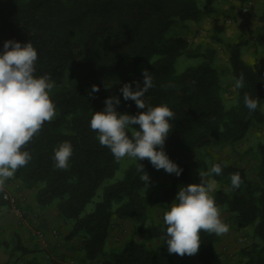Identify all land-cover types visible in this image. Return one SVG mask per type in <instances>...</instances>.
I'll use <instances>...</instances> for the list:
<instances>
[{"label": "trees", "instance_id": "trees-1", "mask_svg": "<svg viewBox=\"0 0 264 264\" xmlns=\"http://www.w3.org/2000/svg\"><path fill=\"white\" fill-rule=\"evenodd\" d=\"M227 1L205 0L202 7L199 0H0V54L5 41L22 45L31 41L38 53L35 76L48 75L55 83L50 98L57 115L22 149L32 159L14 178L36 189L38 205H55L71 224L65 239H81L78 263L175 264L176 255L167 251L163 215L173 202L178 203L180 187L198 184L193 168L202 164L200 150L232 146L254 122L264 121V69L257 61L243 58L240 42L218 39L225 44L235 79L244 75L236 104L227 108L216 49L202 45L193 49L188 38L169 34L174 27L200 23L206 11ZM247 1L239 0L241 5ZM181 56L203 60L177 73L175 64ZM144 69L155 85L145 94L146 103L167 105L175 113L164 151L183 169L180 176L169 174L159 222L150 219L155 199L142 193L146 187L136 171L139 161L121 179L105 184L121 163L90 128L94 113L102 111L104 101L112 96L120 99L116 110L121 114L145 111L134 101H125L120 92L126 83L133 90L136 81L143 87ZM93 85L99 91L89 96ZM245 94L259 99L255 111L246 108ZM65 141L72 144L73 156L68 169L60 170L54 167V150ZM258 154L255 171L222 160L212 164L222 167L220 175L210 177L220 186L212 193L216 205L232 212L239 228H253L252 240L239 250L236 264H264V143L259 144ZM140 163L147 174L155 171L147 159ZM237 173L242 183L233 189L231 176ZM223 185L229 190H223ZM100 189V200L86 211ZM129 219L135 220L132 235L122 246L107 248L114 220ZM141 234L145 239H135ZM200 240L198 264H227L218 250L221 236L202 231ZM155 241L157 247L149 245ZM16 251L29 252L20 241L12 249Z\"/></svg>", "mask_w": 264, "mask_h": 264}, {"label": "clouds", "instance_id": "clouds-1", "mask_svg": "<svg viewBox=\"0 0 264 264\" xmlns=\"http://www.w3.org/2000/svg\"><path fill=\"white\" fill-rule=\"evenodd\" d=\"M3 47L0 54V193L7 198L6 182L32 159L30 153L22 149L40 133L46 122L55 119L57 112L50 98L54 81L48 75L35 76L38 53L31 41L22 45L8 40ZM142 76L143 87L136 81V90H133L132 85L126 83L120 92L125 101L132 100L138 109L145 111L136 115L121 114L116 110L120 99L112 96L104 101L102 111L94 113L90 128L98 134L100 145L110 149L117 162L125 157L139 161L136 171L141 173L140 180L147 188L150 177L140 161L147 159L155 169L176 176H180L183 169L164 151L165 141L172 131L170 121L175 119V113L167 105L153 107L146 103L145 94L155 85L147 69L142 70ZM243 86L244 75L241 73L235 87ZM98 91L99 87L93 85L89 96ZM244 104L252 112L257 109L259 99L245 94ZM72 156V144L68 141L61 143L54 150V167L67 170ZM221 173V165L215 164L208 171H198L200 183L179 188L175 200L178 203L173 202L163 215L169 254L180 257L198 254L202 231L216 236L229 232L230 226L222 221L212 195L216 181L210 177ZM241 183L238 173L231 176L233 189H238Z\"/></svg>", "mask_w": 264, "mask_h": 264}, {"label": "rangeland", "instance_id": "rangeland-1", "mask_svg": "<svg viewBox=\"0 0 264 264\" xmlns=\"http://www.w3.org/2000/svg\"><path fill=\"white\" fill-rule=\"evenodd\" d=\"M234 2V0H229L217 3L211 10L206 11L200 23L190 22L191 24L187 28L174 27L169 32L171 36L188 38L193 49H197L201 45L206 48L212 47L216 49L215 62L219 68L223 97L227 108L236 104L238 89L235 87L236 79L229 62L227 49L225 44L218 39L224 42H240L243 58L248 62L257 61L264 69V21H262L264 17V0H249L242 5ZM199 3L203 7L205 0H199ZM203 22H206V28L200 26ZM196 25L199 26L200 35L194 34L197 29ZM202 60V57L190 58L181 56L176 61V71L177 73H182L187 67L196 65ZM261 110L264 114V103L261 106ZM261 143H264V121L254 122L244 138L232 146L222 149H201L200 159L202 164L193 168L197 182L200 183L198 171H207L212 167L213 162L217 160L234 163L240 167L255 171L260 164L258 146ZM135 162L136 160L128 157L120 160V168L116 172L115 177L105 184L121 179L125 170ZM148 176L150 177L149 185L143 189L142 193L148 194L155 199V202L150 206V219L159 222L163 212L160 200L164 198L165 190L170 184V175L163 169H155ZM217 187L220 186L216 185ZM222 188L225 191L229 190L228 185H223ZM101 194L102 189L98 191V195L93 202L87 205L86 211L93 209L94 204L100 200ZM170 201H173V198ZM219 210L222 221L230 226V230L226 235H221L218 250L225 263L236 264L239 250L252 240L253 228H239L235 223V215L232 212L225 208H219ZM113 223L107 245L109 249L122 246L132 235L135 220H125L124 223L114 220ZM135 239H145V235H136ZM149 245L157 247L158 242L155 241L149 243ZM197 256L198 254L193 256L185 255L183 257L176 255L175 264H198ZM19 257L21 259L22 254Z\"/></svg>", "mask_w": 264, "mask_h": 264}, {"label": "crops", "instance_id": "crops-1", "mask_svg": "<svg viewBox=\"0 0 264 264\" xmlns=\"http://www.w3.org/2000/svg\"><path fill=\"white\" fill-rule=\"evenodd\" d=\"M196 26L194 34L200 35ZM200 26L206 28V22ZM5 192L15 202L4 200V193H0V264H58L62 261L76 264L82 241L79 237L65 239L71 224L59 215L57 207L38 205L36 189L27 188L14 177L6 182ZM39 230L41 235L37 234ZM16 241L29 252H12Z\"/></svg>", "mask_w": 264, "mask_h": 264}, {"label": "built area", "instance_id": "built-area-1", "mask_svg": "<svg viewBox=\"0 0 264 264\" xmlns=\"http://www.w3.org/2000/svg\"><path fill=\"white\" fill-rule=\"evenodd\" d=\"M4 195H5V194H3V198H4ZM6 195H7V198H4V200L10 201V202H15V200L12 199V197H10L8 194H6ZM37 234H38V235H41V234H42V231L39 230V231L37 232ZM60 264H70V263L67 262V261H62V262H60Z\"/></svg>", "mask_w": 264, "mask_h": 264}]
</instances>
